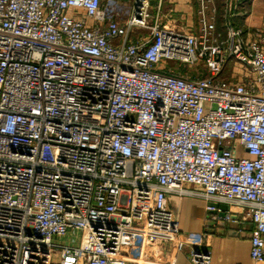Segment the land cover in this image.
I'll use <instances>...</instances> for the list:
<instances>
[{
  "label": "built area",
  "instance_id": "1",
  "mask_svg": "<svg viewBox=\"0 0 264 264\" xmlns=\"http://www.w3.org/2000/svg\"><path fill=\"white\" fill-rule=\"evenodd\" d=\"M197 1L195 30L165 0H0V264L180 249L167 193L187 184L209 199L192 264L218 221L251 222L264 261V15L222 0L218 27Z\"/></svg>",
  "mask_w": 264,
  "mask_h": 264
},
{
  "label": "crops",
  "instance_id": "2",
  "mask_svg": "<svg viewBox=\"0 0 264 264\" xmlns=\"http://www.w3.org/2000/svg\"><path fill=\"white\" fill-rule=\"evenodd\" d=\"M214 5L215 23L219 27L222 24L224 6L223 2L221 6L219 0H214ZM198 7L197 0H165L164 4L165 13L172 15L180 27H192L195 30L201 23L197 14ZM241 9L246 10V13L233 17L236 23H257L264 15V0H245L239 11ZM184 186L191 193H167V203L177 219L178 236L184 240L183 247L178 249L173 240H166L152 247L139 243L127 244L124 251L128 264H192L191 251L197 246L198 234L206 224L205 204L209 199L197 187L188 184ZM209 202H214L221 208L226 207L224 203L215 200ZM214 227L215 230L206 240V246L211 253L210 264H264V261L253 262L250 257L251 222H244L240 234L236 233L234 224L224 221H218Z\"/></svg>",
  "mask_w": 264,
  "mask_h": 264
},
{
  "label": "rangeland",
  "instance_id": "3",
  "mask_svg": "<svg viewBox=\"0 0 264 264\" xmlns=\"http://www.w3.org/2000/svg\"><path fill=\"white\" fill-rule=\"evenodd\" d=\"M219 2L221 3V6H222V0H219Z\"/></svg>",
  "mask_w": 264,
  "mask_h": 264
}]
</instances>
